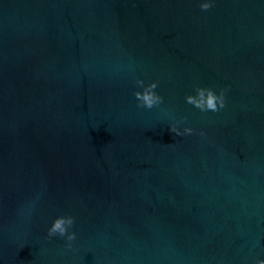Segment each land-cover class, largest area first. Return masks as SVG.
<instances>
[{
	"label": "water",
	"instance_id": "95a60500",
	"mask_svg": "<svg viewBox=\"0 0 264 264\" xmlns=\"http://www.w3.org/2000/svg\"><path fill=\"white\" fill-rule=\"evenodd\" d=\"M201 2L0 0V264L264 260V0Z\"/></svg>",
	"mask_w": 264,
	"mask_h": 264
},
{
	"label": "clouds",
	"instance_id": "9594fccd",
	"mask_svg": "<svg viewBox=\"0 0 264 264\" xmlns=\"http://www.w3.org/2000/svg\"><path fill=\"white\" fill-rule=\"evenodd\" d=\"M212 6V0H203V2L199 4L201 11H208L210 8H212ZM135 83L137 87L142 89L141 91H135L133 93L137 101V107L151 109L153 107H158L163 102V98L155 91L158 86L156 81L145 84L143 80L137 79ZM224 101L225 96L223 90L217 93L211 88L204 87H196L195 95L185 96L186 103L192 105L202 112H216L220 108L224 107ZM169 130L176 136L191 134L193 132V129L190 127H185L183 128V131H181L175 125L171 126ZM201 135H203V133H201ZM74 223V217L70 215L59 216L53 220L51 226L47 230V235L48 237H63L68 242L67 247L70 248L71 242L76 239L75 232L71 231ZM256 264H264V260L258 259L256 260Z\"/></svg>",
	"mask_w": 264,
	"mask_h": 264
}]
</instances>
